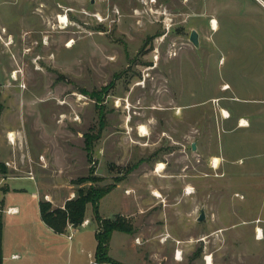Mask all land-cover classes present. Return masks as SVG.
<instances>
[{
  "label": "rangeland",
  "instance_id": "rangeland-1",
  "mask_svg": "<svg viewBox=\"0 0 264 264\" xmlns=\"http://www.w3.org/2000/svg\"><path fill=\"white\" fill-rule=\"evenodd\" d=\"M257 2L0 0V161L13 163L0 177L19 174L5 178L10 191L49 187L64 195L117 184L99 212L132 214L137 233L116 231L109 243L122 262L154 264L143 256L158 250L159 264H171L178 248L176 264H207L206 255L213 264H264V7ZM86 132L100 133L90 158ZM85 176L92 179L76 180ZM26 199L37 203L36 195ZM85 218L88 226L68 230L79 260L88 238L96 248L91 203ZM158 225L164 233L145 241L142 233Z\"/></svg>",
  "mask_w": 264,
  "mask_h": 264
},
{
  "label": "crops",
  "instance_id": "crops-1",
  "mask_svg": "<svg viewBox=\"0 0 264 264\" xmlns=\"http://www.w3.org/2000/svg\"><path fill=\"white\" fill-rule=\"evenodd\" d=\"M258 4L264 7V5H261L260 3ZM22 160L24 162L20 161V165H24L25 163H27L25 157H23ZM7 161L5 163H7ZM44 171H46V169H44ZM18 175L7 174L6 177L1 176L0 184H2L3 181L7 183L6 180L8 178L17 177ZM40 178L43 182L42 176ZM45 189L46 191H35V192L10 191V187L8 183L5 188L2 189L0 188V264H90L93 261L95 246H92L90 238H88V241L86 242L88 244V249H89L87 257H85L84 260H79V256L75 255L74 257L72 253L71 247H72V240L74 237L73 232H68L69 229L70 230L75 229L76 227H73L71 224H68L67 226L68 229L66 228L63 232H58L54 230L51 226H49L46 222H44L40 214L39 203L41 200H43L41 199L43 195L45 194L48 195V198L44 200L50 201L54 207H62L67 199L72 198L75 195V191H69L64 195H62L59 194L58 191H49V187H45ZM27 193H29L31 196L36 195L37 197L36 204L30 203V201L26 199ZM11 194H14L15 196L12 198V200H14V203L7 204V198H9ZM139 212H141V210H139ZM4 213L7 215H4ZM120 214L126 217L132 216V214L130 213H126V214L120 213ZM101 215L104 217H108L104 214ZM90 223L91 221L89 219V223L87 225H79V226L86 227ZM144 227L142 229H144ZM115 232L116 231L112 233L111 239L113 238ZM141 232L142 231H140V233ZM162 233L164 232L162 231V228H159L158 225L155 227V229L154 228H152L151 230L148 229L146 232L142 234L146 238L145 241L149 242L154 237H157L159 234ZM69 234H72L71 238L68 237ZM28 237L36 238L38 240V243H41L40 246H37L36 241H31V240L28 241L27 239ZM43 237L48 238L58 247L50 248L47 246H43L42 243L45 244V242L41 241ZM136 237L137 236H135V238ZM83 241H84L83 236L82 238L79 236V238L77 239L78 245L83 243ZM66 245L68 246V249H66L67 251L66 256L63 258H59L60 254H62L63 250L65 249L64 246ZM94 245H96V238L94 239ZM109 250H110V246H109ZM80 258L82 259L81 256ZM143 260L144 261L151 260L154 264H159L158 250H151L148 255L143 256ZM176 260L177 259L174 256L173 260H171V264H176L175 262ZM155 261L157 262L155 263ZM178 261L179 260H177V262Z\"/></svg>",
  "mask_w": 264,
  "mask_h": 264
},
{
  "label": "trees",
  "instance_id": "trees-1",
  "mask_svg": "<svg viewBox=\"0 0 264 264\" xmlns=\"http://www.w3.org/2000/svg\"><path fill=\"white\" fill-rule=\"evenodd\" d=\"M100 133H84V148L87 151V156L90 158L95 139L99 138ZM0 170L3 173L7 172V167L4 162L0 161ZM92 179L89 176L79 177L77 181ZM75 181V182H77ZM114 184L108 185H89L87 187H78L75 195L65 201L62 207H52L50 201L41 200L40 214L44 222L58 232H63L68 224L73 227L79 226L85 219V210L88 203L93 206L94 216L97 221V229L95 232L96 248L93 261L90 264H131L119 261L109 254V243L114 231H124L135 233L137 228L133 225L130 217L118 214L114 217H104L99 212V203L102 197L110 192Z\"/></svg>",
  "mask_w": 264,
  "mask_h": 264
},
{
  "label": "bare ground",
  "instance_id": "bare-ground-1",
  "mask_svg": "<svg viewBox=\"0 0 264 264\" xmlns=\"http://www.w3.org/2000/svg\"><path fill=\"white\" fill-rule=\"evenodd\" d=\"M58 17H59V20H60L61 23H63L64 25L67 24V21H68V17H67V15L60 14ZM212 24H213V28L217 27V21H216L215 19H213ZM64 25H63V26H64ZM73 41H74V40L71 39L69 42H67V44H68V45H71V44L73 43ZM15 72H17V70H14V73H13V76H12L13 79H17V78L15 77V75H16ZM241 125H246V124H242V123H241ZM15 135H16L15 132H13V131H9V141H10V142L15 141ZM188 191L191 192L190 188H188ZM152 193H153L154 196H156V197H160V196H161V194H160V192H159L158 190H153ZM259 234L261 235V230H260V229H259ZM176 259H177V260H181V259H182V251L179 250V249H178V252H177ZM205 260L207 261V264H213L212 257H211L210 255H206V256H205Z\"/></svg>",
  "mask_w": 264,
  "mask_h": 264
},
{
  "label": "water",
  "instance_id": "water-1",
  "mask_svg": "<svg viewBox=\"0 0 264 264\" xmlns=\"http://www.w3.org/2000/svg\"><path fill=\"white\" fill-rule=\"evenodd\" d=\"M190 41L195 45L198 46L199 45V34L198 31L196 29H192L191 34H190ZM196 145L195 143H192V149H195ZM205 217V212H204V208H201L200 214L198 216V220H203Z\"/></svg>",
  "mask_w": 264,
  "mask_h": 264
},
{
  "label": "built area",
  "instance_id": "built-area-1",
  "mask_svg": "<svg viewBox=\"0 0 264 264\" xmlns=\"http://www.w3.org/2000/svg\"><path fill=\"white\" fill-rule=\"evenodd\" d=\"M256 1H258L261 5H264V0H256ZM6 164L11 166V164H13V163L10 162V161H7ZM12 166H13V165H12ZM13 168H15V166H14ZM29 176L33 177L32 172L29 173ZM44 197H45V198H48V195L45 194ZM88 223H89V219H88V218H85V219L81 222L80 225H87ZM71 236H72V234H69V235H68L69 238H71ZM135 240H136V242H139V238H138V237H137ZM161 241H164V237L161 238ZM177 252H178V248H176L175 251H174V256H175V257L177 256ZM110 264H112V263H110Z\"/></svg>",
  "mask_w": 264,
  "mask_h": 264
}]
</instances>
